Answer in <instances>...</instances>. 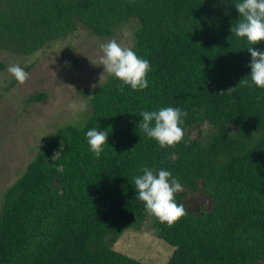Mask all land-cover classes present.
Segmentation results:
<instances>
[{
  "label": "trees",
  "instance_id": "trees-1",
  "mask_svg": "<svg viewBox=\"0 0 264 264\" xmlns=\"http://www.w3.org/2000/svg\"><path fill=\"white\" fill-rule=\"evenodd\" d=\"M237 2L0 0V49L33 53L77 21L109 36L134 18L131 49L151 65L142 92L111 75L80 89L90 107L85 121L52 131L4 189L0 264H145L111 247L152 216L134 185L144 167L167 170L183 186L175 201L187 215L171 228L150 220L172 246L164 264H264V89L248 77L251 45L230 31L240 20ZM255 47L264 51V42ZM164 107L188 113L175 147L161 148L137 127L142 111ZM92 128L108 131L99 158L87 142ZM196 194L202 202L187 208Z\"/></svg>",
  "mask_w": 264,
  "mask_h": 264
},
{
  "label": "rangeland",
  "instance_id": "rangeland-1",
  "mask_svg": "<svg viewBox=\"0 0 264 264\" xmlns=\"http://www.w3.org/2000/svg\"><path fill=\"white\" fill-rule=\"evenodd\" d=\"M134 18L120 23L109 36L91 33L78 21L68 34L48 41L37 51L20 54L0 49V200L4 189L24 170L28 161L44 146L48 135L64 124L80 125L88 117L90 107L80 89H95L109 76L103 73L100 45L115 39L122 47H132ZM11 64L30 65L25 84L16 82L4 86L12 78L7 71ZM95 85V87H93ZM42 92L40 101L25 98ZM75 103L76 109L69 105ZM86 104L80 110L79 105ZM203 198L196 194L185 202L187 208H197ZM147 216L138 229L124 230L111 247L145 264H164L172 246L154 234Z\"/></svg>",
  "mask_w": 264,
  "mask_h": 264
},
{
  "label": "clouds",
  "instance_id": "clouds-1",
  "mask_svg": "<svg viewBox=\"0 0 264 264\" xmlns=\"http://www.w3.org/2000/svg\"><path fill=\"white\" fill-rule=\"evenodd\" d=\"M235 9L240 20L237 25L231 27L230 31L239 38H246L251 45L247 47L251 56L249 63L251 71L248 77L252 84L264 89V51L255 47L260 42H264V0H239L235 3ZM100 50L103 53L100 57V65L104 69L100 81L105 74H108L122 81L124 85H129L134 91L142 92L148 88L147 74L151 71V65L147 59L138 57L131 48L122 47L115 39L101 44ZM7 71L20 85L25 84L29 79V73L19 64L9 65ZM240 83L248 84V80ZM69 108L76 109L77 105L70 104ZM79 108L85 109L86 104L79 105ZM187 115L186 111L173 107H164L158 111H142L140 113L142 120L137 127L148 138L157 141L161 148L175 147L184 139L185 133L181 125ZM86 137L90 150L96 158H99L104 151V145L108 144V131L92 128L87 131ZM142 173L134 177L138 199L144 202L145 211L149 215L171 228L187 215L184 205L175 201L176 194L183 191L182 184L177 177L164 169L154 172L144 167Z\"/></svg>",
  "mask_w": 264,
  "mask_h": 264
}]
</instances>
